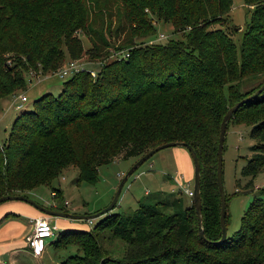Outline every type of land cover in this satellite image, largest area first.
Segmentation results:
<instances>
[{"label": "trees", "instance_id": "trees-1", "mask_svg": "<svg viewBox=\"0 0 264 264\" xmlns=\"http://www.w3.org/2000/svg\"><path fill=\"white\" fill-rule=\"evenodd\" d=\"M244 3L251 14L236 45L223 29H212L225 20L231 0H0V98L24 90L29 69L54 72L63 49L70 59L85 53L101 61L109 47L128 53L102 63L95 77L87 71L68 77L56 97L43 95L31 111L18 113L0 141V197H28L70 166L77 168L76 183L93 184L99 165L183 142L199 163L204 237L217 241L219 125L229 107L264 82L239 92L245 77L264 76V0ZM112 15L119 20L113 33L123 34L114 46L105 36ZM155 22L171 25L181 39L137 46L155 36ZM76 31L90 44L84 53ZM238 116L252 125L251 156L240 171L252 177L264 169V89L233 113L226 129ZM52 193L55 210L64 212L60 191ZM179 195L159 193L130 214L109 211L88 230L61 231L54 248L72 245L76 254L59 264H264V202L254 199L239 229L212 244L198 236L191 199L187 204ZM114 242L118 254L109 247Z\"/></svg>", "mask_w": 264, "mask_h": 264}, {"label": "rangeland", "instance_id": "rangeland-1", "mask_svg": "<svg viewBox=\"0 0 264 264\" xmlns=\"http://www.w3.org/2000/svg\"><path fill=\"white\" fill-rule=\"evenodd\" d=\"M250 14L251 8L245 5L244 0H231V8L226 17H224L225 20L222 23L212 26V29H223L229 34V37L235 44L238 45L245 25L249 21ZM104 20L106 24L108 19L105 17ZM110 20L111 26L109 30L111 32L108 35V31L105 30V36L114 46L115 43L118 44L119 40L122 39L123 34H120L118 38L115 36L113 31L117 27L119 20L113 15ZM154 25H156L155 36L147 41L144 40V43L136 41V44L148 45L152 43H165L169 39H181V34H174L172 32L171 25L162 22ZM74 34L80 39L84 53L90 47L88 39L81 31H76ZM158 34H162L165 38L158 41ZM140 45L138 44L137 46ZM108 50L110 51L108 56L101 61L100 59L91 58L85 53L79 58L70 59L65 49H63L64 60L54 72L41 73L39 70L34 71L29 69L23 73L25 89L15 91L8 96L0 98V141L6 139L10 132L12 121L17 113L31 111L33 102L43 95L51 94L53 97H56L60 93L62 83L68 77H59L58 71L68 62L74 61L84 71H92L96 76L102 63L110 62L112 59H126L128 56L127 51L115 52L111 47ZM263 81L264 76L245 77L240 82L239 92L241 94H247L258 87ZM22 95L26 97L27 101L24 103L22 109L15 110L17 105H19V101L13 103L12 97ZM250 117L252 118V113ZM251 126V124L246 123L245 118L238 116L229 123L223 140L221 181L223 193L226 198L227 237L239 229L241 218L254 199H259L264 202V169L252 177H245L240 173L247 159L251 156L250 147L254 144L249 135ZM183 156L187 158L186 161L188 160L189 163L187 167L189 171L186 174H183L181 171V169L184 170L185 168V159H183ZM138 158L128 157L99 165L97 168V180L93 184L85 182L76 183L78 175L77 168L70 166L64 169L58 178L49 186L35 188L29 191L27 196L37 204L55 210L56 199L54 200L52 198L51 193L53 189L59 190L63 203L58 207L63 208L64 212L77 215H92L98 213L111 202L121 179L135 164ZM192 169V159L185 147L171 146L157 151L127 177L120 190L116 205L111 212H117L123 215L130 214L137 208L139 202L146 198H152L159 193H171L173 196L180 193L182 196H179L183 198L185 203L191 204V201L183 194V190L185 187L192 189ZM11 204L28 205L18 200H6L0 202V207L9 208ZM28 206L35 209L33 206ZM193 213L192 209L191 215H193L194 220ZM101 217L90 219V222L86 220L74 221H78V229L88 230ZM58 226L57 234L63 231L59 224ZM109 247L115 251V254H118L121 249L119 242H114ZM60 251L59 257L61 256L62 259L66 256L76 254V248L72 245L62 248ZM50 255L52 254L50 253Z\"/></svg>", "mask_w": 264, "mask_h": 264}, {"label": "water", "instance_id": "water-1", "mask_svg": "<svg viewBox=\"0 0 264 264\" xmlns=\"http://www.w3.org/2000/svg\"><path fill=\"white\" fill-rule=\"evenodd\" d=\"M264 89V82L250 95L238 100L235 102L231 107L227 109L225 114L223 115L220 125H219V133H218V142H217V150H216V172H215V177H216V186H217V191L219 195V203H220V210H219V226H220V237L217 241H209L204 237L203 234V229H202V218H201V200H200V187H199V163L196 157L195 152L193 151L192 147L186 143L183 142H167L163 143L159 146H156L155 148H152L145 152L143 155H141L138 160L135 162V164L127 171V173L123 176L121 179L117 190L114 193V196L111 200V202L103 208L101 211L98 213L92 214V215H77V214H71L63 211H57L53 210L50 208H45L36 202H34L32 199H29L26 196L23 195H5L0 197V202L6 201V200H18V201H23L31 206H33L35 209L40 211L41 213L47 214L51 217H61V218H67L70 220H86L89 221L90 219H95L98 218L109 211H111L114 206L116 205L120 190L122 188L123 183L127 179V177L139 166L141 165L144 161L149 159L154 153L157 151L171 147V146H181L185 147L188 152L190 153V156L192 158V164H193V180H192V203L194 205V211L196 214V220H197V232L198 236L201 240L206 241L207 243H212V244H218L221 243L225 240L226 238V224H225V215H226V202H225V196L223 193V188H222V181H221V169H222V147H223V140L226 132V125L230 118L232 117L233 113L236 112V110L244 103L247 101L251 100L260 92Z\"/></svg>", "mask_w": 264, "mask_h": 264}, {"label": "crops", "instance_id": "crops-1", "mask_svg": "<svg viewBox=\"0 0 264 264\" xmlns=\"http://www.w3.org/2000/svg\"><path fill=\"white\" fill-rule=\"evenodd\" d=\"M17 115L18 113L15 117ZM183 159H185V168L181 171L186 174L189 171L187 169L189 163L188 160L186 161V157L183 156ZM28 205L11 204L9 208L0 207V264H59L62 260L61 256L59 257L61 251L53 246V242L57 237L58 224L63 230L72 229L78 228V221L50 216V221L55 224L56 230L53 232L52 237L46 239L43 251L39 255H34L27 245V240L33 231V220L42 213L37 212V209L36 211Z\"/></svg>", "mask_w": 264, "mask_h": 264}, {"label": "built area", "instance_id": "built-area-1", "mask_svg": "<svg viewBox=\"0 0 264 264\" xmlns=\"http://www.w3.org/2000/svg\"><path fill=\"white\" fill-rule=\"evenodd\" d=\"M165 37L162 34L157 35V40L161 41ZM126 56V55H125ZM84 71L81 66H79L76 62L70 61L67 64H65L60 70L58 71L59 77H70L78 72ZM92 77L95 76V74L91 71L88 72ZM13 102L16 100L19 101V105H17V109H22L24 103L27 101L26 97L24 95L16 97H12ZM183 193L190 199H192L193 192L190 187H185L183 190ZM54 193H52L53 195ZM90 222V221H89ZM33 231L29 235L27 240V245L30 249V251L34 255H39L45 246L46 239L52 237L53 232L56 230L55 224H53L50 221V216L47 214L42 213L37 218H35L32 222Z\"/></svg>", "mask_w": 264, "mask_h": 264}]
</instances>
